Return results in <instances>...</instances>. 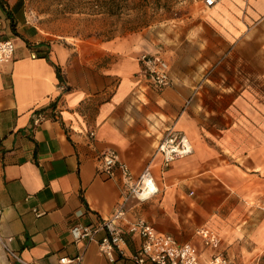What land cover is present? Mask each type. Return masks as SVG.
Returning <instances> with one entry per match:
<instances>
[{
	"label": "crops",
	"instance_id": "crops-1",
	"mask_svg": "<svg viewBox=\"0 0 264 264\" xmlns=\"http://www.w3.org/2000/svg\"><path fill=\"white\" fill-rule=\"evenodd\" d=\"M197 7V19H168L158 32L70 41L26 22L24 0H0V40L15 45L0 61V232L25 262L82 254V264H137L118 254L111 262L96 241L70 233L109 216L120 198V169L98 171L109 148L134 178L149 164L158 185L129 201L127 220L190 242L201 260L221 252L245 264L264 252V0ZM143 52L168 61V86L147 77ZM171 127L192 152L163 169L157 147ZM201 226L216 231L218 249L203 244ZM139 241L127 234L126 253ZM0 264L22 263L0 246Z\"/></svg>",
	"mask_w": 264,
	"mask_h": 264
},
{
	"label": "built area",
	"instance_id": "built-area-1",
	"mask_svg": "<svg viewBox=\"0 0 264 264\" xmlns=\"http://www.w3.org/2000/svg\"><path fill=\"white\" fill-rule=\"evenodd\" d=\"M206 7H212L217 0H203ZM35 18L33 10L29 9L25 14L26 22H32ZM1 24V21H0ZM15 49L12 39L0 40V61H8L12 58ZM139 61L144 72L151 82L158 88H163L171 83L170 67L168 61L154 53L143 52ZM59 89H66L64 84H59ZM54 114L58 111L54 108ZM33 123L39 124L45 118L42 111L36 110L32 114ZM157 151L162 156V168L168 167L173 161L183 158L192 152V145L179 129L169 128L161 139ZM115 168L121 172V195L113 212L104 218L88 222H75L70 226V233L76 242L96 241L99 251L113 262L117 254L127 257L137 264H234L225 254L213 253L206 260H201L195 247L186 241H180L169 233L158 232L155 227L141 217L127 220L129 201L132 198L146 200L158 192V185L150 165H146L137 178H134L128 165L119 160L116 150L109 148L99 157L98 171L107 175H113ZM39 214L37 209H33ZM1 214V209H0ZM127 225V226H126ZM127 234L137 236L140 241L137 247L129 254L126 253ZM196 234L202 239L203 244L211 249H218L220 238L215 230L201 226L196 229ZM11 236H4L0 232V246L15 261L25 262L10 246ZM83 255L79 254L64 263L82 264ZM245 264H258L251 260Z\"/></svg>",
	"mask_w": 264,
	"mask_h": 264
},
{
	"label": "rangeland",
	"instance_id": "rangeland-1",
	"mask_svg": "<svg viewBox=\"0 0 264 264\" xmlns=\"http://www.w3.org/2000/svg\"><path fill=\"white\" fill-rule=\"evenodd\" d=\"M200 5L202 0H24L25 12L31 9L35 13L31 23L52 38L70 41L108 39L147 27L158 32L165 20L183 24V18L187 23L197 19ZM186 13L189 15L183 17ZM249 20L251 25L256 17ZM260 29L259 35L264 37V26ZM254 260L264 264V252Z\"/></svg>",
	"mask_w": 264,
	"mask_h": 264
}]
</instances>
